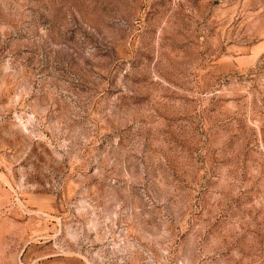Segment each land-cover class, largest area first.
<instances>
[{
	"label": "rangeland",
	"instance_id": "1",
	"mask_svg": "<svg viewBox=\"0 0 264 264\" xmlns=\"http://www.w3.org/2000/svg\"><path fill=\"white\" fill-rule=\"evenodd\" d=\"M0 264H264V0H0Z\"/></svg>",
	"mask_w": 264,
	"mask_h": 264
}]
</instances>
